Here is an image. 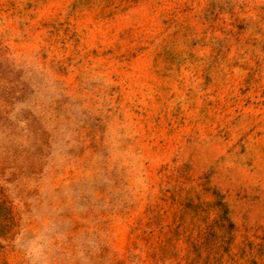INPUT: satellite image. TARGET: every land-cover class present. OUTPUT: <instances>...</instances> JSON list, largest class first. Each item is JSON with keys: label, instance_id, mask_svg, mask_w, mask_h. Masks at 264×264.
I'll return each instance as SVG.
<instances>
[{"label": "rangeland", "instance_id": "obj_1", "mask_svg": "<svg viewBox=\"0 0 264 264\" xmlns=\"http://www.w3.org/2000/svg\"><path fill=\"white\" fill-rule=\"evenodd\" d=\"M0 264H264V0H0Z\"/></svg>", "mask_w": 264, "mask_h": 264}]
</instances>
